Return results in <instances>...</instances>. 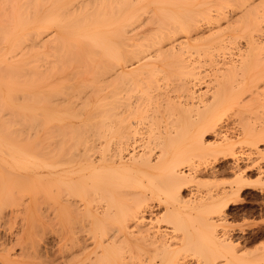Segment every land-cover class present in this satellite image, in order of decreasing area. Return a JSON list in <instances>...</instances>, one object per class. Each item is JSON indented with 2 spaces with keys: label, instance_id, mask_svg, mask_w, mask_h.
Masks as SVG:
<instances>
[{
  "label": "bare ground",
  "instance_id": "1",
  "mask_svg": "<svg viewBox=\"0 0 264 264\" xmlns=\"http://www.w3.org/2000/svg\"><path fill=\"white\" fill-rule=\"evenodd\" d=\"M261 235L264 0H0V264H264Z\"/></svg>",
  "mask_w": 264,
  "mask_h": 264
},
{
  "label": "rangeland",
  "instance_id": "2",
  "mask_svg": "<svg viewBox=\"0 0 264 264\" xmlns=\"http://www.w3.org/2000/svg\"><path fill=\"white\" fill-rule=\"evenodd\" d=\"M223 177H225V178L223 179ZM223 177L220 178V179L221 180H228L231 176L229 175V177H228V175H227V176H223ZM250 190L251 189H249V190L247 189V191H245L243 193V197H245L246 200H249L250 201V202L248 201V204H249L248 206L251 205L252 208L251 207L250 208L252 210L250 208L249 209L247 208L250 211L246 212L245 214H241V215L240 214H237V216L239 215L240 217L239 218L237 217V219H236L237 221L235 220L236 222H234V221L232 222L233 226H240L239 224H241V226H245V229L247 228L246 229L247 230L246 235H249V233L252 231V229L255 228V226L257 225V224H255L256 221L259 222L260 220H262V216L260 215V212H258L259 211V209H258L259 208L258 207L259 205L257 204V202H259L257 200H260L261 199L259 197L260 194L257 191H256L257 193L254 194L253 192H255V190H251V191ZM257 195H259V196H257ZM253 212H254V214H253ZM251 223H253V224H251ZM248 242L246 244V248H251V250L254 252L255 255H258L259 256L262 253L264 254V235L258 236L256 238H254L253 240L251 239V242H250V240ZM261 262H263V260Z\"/></svg>",
  "mask_w": 264,
  "mask_h": 264
}]
</instances>
